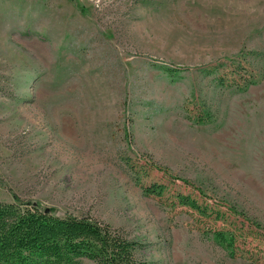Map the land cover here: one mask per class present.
Returning a JSON list of instances; mask_svg holds the SVG:
<instances>
[{
	"label": "rangeland",
	"instance_id": "1",
	"mask_svg": "<svg viewBox=\"0 0 264 264\" xmlns=\"http://www.w3.org/2000/svg\"><path fill=\"white\" fill-rule=\"evenodd\" d=\"M230 60L257 83L199 72L231 78ZM14 197L120 229L148 264H264V0H0V200ZM213 230L236 234L235 258Z\"/></svg>",
	"mask_w": 264,
	"mask_h": 264
},
{
	"label": "trees",
	"instance_id": "2",
	"mask_svg": "<svg viewBox=\"0 0 264 264\" xmlns=\"http://www.w3.org/2000/svg\"><path fill=\"white\" fill-rule=\"evenodd\" d=\"M235 59L243 58L236 56ZM230 61L233 64L231 78H226L219 66L199 72L215 75L219 86H228L230 82L235 92H244L257 83L251 70L240 63H233L234 60ZM162 70L171 80L179 78V70ZM211 111L201 105L190 119L199 125L210 123L213 117ZM142 190L145 194L160 196L164 187L152 184L142 187ZM175 199L178 205L188 207L201 217L211 214L213 220L223 217L220 210H209L208 205L201 206L190 196L177 194ZM212 233L227 251L228 257L235 258L236 234L230 232L227 235L220 230H213ZM144 250L142 243L134 237L84 215L56 216L18 197L10 202L0 200V264H148ZM248 257L255 262L253 254Z\"/></svg>",
	"mask_w": 264,
	"mask_h": 264
}]
</instances>
